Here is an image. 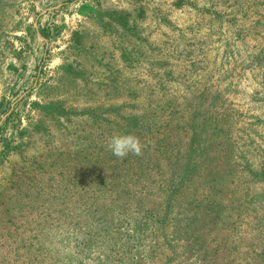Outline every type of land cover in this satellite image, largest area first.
Here are the masks:
<instances>
[{
  "label": "rangeland",
  "instance_id": "obj_1",
  "mask_svg": "<svg viewBox=\"0 0 264 264\" xmlns=\"http://www.w3.org/2000/svg\"><path fill=\"white\" fill-rule=\"evenodd\" d=\"M0 264H264V0H0Z\"/></svg>",
  "mask_w": 264,
  "mask_h": 264
},
{
  "label": "clouds",
  "instance_id": "obj_2",
  "mask_svg": "<svg viewBox=\"0 0 264 264\" xmlns=\"http://www.w3.org/2000/svg\"><path fill=\"white\" fill-rule=\"evenodd\" d=\"M107 148L113 155L122 159L129 154L142 155L145 145L135 135L127 134L112 137L107 144Z\"/></svg>",
  "mask_w": 264,
  "mask_h": 264
}]
</instances>
